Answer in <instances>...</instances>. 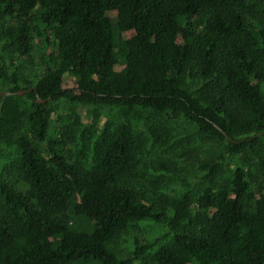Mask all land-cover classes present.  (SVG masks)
I'll list each match as a JSON object with an SVG mask.
<instances>
[{
    "label": "trees",
    "instance_id": "1",
    "mask_svg": "<svg viewBox=\"0 0 264 264\" xmlns=\"http://www.w3.org/2000/svg\"><path fill=\"white\" fill-rule=\"evenodd\" d=\"M33 39L36 83L0 69L14 94L0 145L17 152L0 179V264H264V0H0V45L28 59ZM39 99L186 120L207 145L204 187L163 195L127 122L74 157ZM145 221L170 242L125 252Z\"/></svg>",
    "mask_w": 264,
    "mask_h": 264
},
{
    "label": "rangeland",
    "instance_id": "2",
    "mask_svg": "<svg viewBox=\"0 0 264 264\" xmlns=\"http://www.w3.org/2000/svg\"><path fill=\"white\" fill-rule=\"evenodd\" d=\"M32 44L33 49L28 59L11 57L0 45V69L4 68L9 76L16 74L36 83L45 73V66L40 60L41 40L33 39ZM11 88L12 85L0 80V94L9 92ZM24 88L21 85L19 91H24ZM27 94L28 92L17 95L25 112L32 106V100ZM45 105L50 115V132L64 135L66 149L74 157L90 158L91 153L85 148L101 130L115 128L127 122L133 130L138 150L142 151L141 167L145 177L156 175L157 180L159 179V191L163 195L179 198L185 192L196 194L204 187L206 174L200 170L199 160L203 158L207 145L200 142L196 128L186 120L171 119L169 116L141 109L88 106L69 99L48 101ZM65 127L70 128L69 136L61 132ZM84 138L90 141L82 142ZM16 154L14 147L0 145V179L5 167L17 158ZM155 168L159 170L155 171ZM15 181L16 179L12 180ZM17 187L23 191L26 189L19 184ZM135 238L152 243L154 248L150 252H153L170 242L172 237L165 223L145 221L130 228V234L120 241L121 248L130 254Z\"/></svg>",
    "mask_w": 264,
    "mask_h": 264
},
{
    "label": "water",
    "instance_id": "3",
    "mask_svg": "<svg viewBox=\"0 0 264 264\" xmlns=\"http://www.w3.org/2000/svg\"><path fill=\"white\" fill-rule=\"evenodd\" d=\"M28 91H30V90H28ZM28 91H18L16 94L17 95H22L23 93L28 92ZM11 95H14V94L13 93H9V92H2L0 94V97L1 96L9 97ZM42 102H46V101H41L40 99L38 100V103H42Z\"/></svg>",
    "mask_w": 264,
    "mask_h": 264
}]
</instances>
